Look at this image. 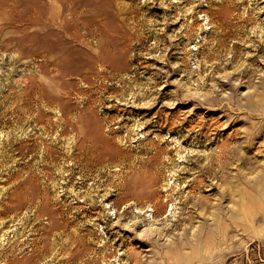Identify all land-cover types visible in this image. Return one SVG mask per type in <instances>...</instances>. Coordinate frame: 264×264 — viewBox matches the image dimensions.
Wrapping results in <instances>:
<instances>
[{
  "label": "rangeland",
  "instance_id": "374dc122",
  "mask_svg": "<svg viewBox=\"0 0 264 264\" xmlns=\"http://www.w3.org/2000/svg\"><path fill=\"white\" fill-rule=\"evenodd\" d=\"M0 264H264V0H0Z\"/></svg>",
  "mask_w": 264,
  "mask_h": 264
},
{
  "label": "bare ground",
  "instance_id": "6f19581e",
  "mask_svg": "<svg viewBox=\"0 0 264 264\" xmlns=\"http://www.w3.org/2000/svg\"><path fill=\"white\" fill-rule=\"evenodd\" d=\"M86 19V20H85ZM84 20H83V24H84V28H86V29H88V28H90V26L92 25V21L91 20H87L88 18H85ZM74 24V25H73ZM71 26L73 27V37H75L77 40L80 38V37H82V35H81V33L79 32V29H78V27H77V23H73ZM89 30V29H88ZM83 37H84V35H83ZM85 38H86V36H85ZM34 41H35V39L36 40H41L42 42H43V38L40 36V35H36L35 36V38H32ZM105 39V38H104ZM107 41V40H106ZM80 47L82 48V55L80 54V56H78V57H76V59H75V57L74 58H71V59H73V61H77L76 63L79 65V68H81L80 66H82V65H84V64H86L87 66L88 65H91L92 66V64H93V62H94V60H95V58H96V56L94 55V50H92V48L90 49L89 48V42L87 41V39L85 40V39H82V40H80ZM104 44H105V40H103V42H102V47H103V53H101V55L99 56L100 58L99 59H101V60H103V61H107V62H110L111 63V61H113L114 62V60L116 59V56L118 55V54H116V56H114V55H111V54H109L110 52H107L104 48ZM49 48H51V49H54V48H57V49H60V50H65V48H69V46L67 45V42H66V40L65 39H62V38H60V39H57L56 41H54V42H51L50 44H49ZM70 51V50H69ZM73 51V50H72ZM93 51V52H92ZM77 52V51H76ZM78 53V52H77ZM112 53V52H111ZM118 53V52H117ZM120 53V52H119ZM73 54V53H72ZM75 55V54H74ZM99 55V54H98ZM72 56V55H71ZM69 57H70V54H69ZM68 57V54H67V56L65 57V59H66V61L68 60L69 61V58ZM118 57H119V55H118ZM62 61V59H57L56 60V62H58V63H60ZM67 61V63L69 64V62H70V64H71V61H69L68 62ZM121 61V60H120ZM63 62V61H62ZM117 63H118V61H116ZM57 63V64H58ZM65 63V62H64ZM63 63V64H64ZM61 64V63H60ZM59 64V65H60ZM112 64H114L115 66L117 65V64H115V63H112ZM119 64V63H118ZM65 65H66V63H65ZM64 65V66H65ZM62 67V66H61ZM69 66H65V71H68L69 70V68H68ZM89 67V66H88ZM121 67V66H120ZM64 68V67H63ZM79 68H77L78 69V71H79ZM87 68V67H86ZM118 68V67H117ZM62 69V68H61ZM64 70V69H63ZM74 71H75V68L73 69ZM81 70V69H80ZM70 71V70H69ZM100 137V136H99ZM97 138V137H96ZM103 138V137H102ZM104 139V138H103ZM103 139H101V140H103ZM106 140V139H105ZM103 142V141H102ZM107 142V141H106ZM96 144V143H95ZM97 145V144H96ZM108 146V145H107ZM109 147V146H108ZM93 148V147H92ZM94 150V149H93ZM92 150V151H93ZM98 150V149H97ZM107 150V149H106ZM110 150L111 149H108L107 151H108V153L110 152ZM116 150V149H115ZM96 151V150H95ZM99 151H101L100 149H99ZM99 151H96V152H99ZM107 151H106V153H107ZM103 152H105V151H103ZM93 153V152H92ZM95 153V152H94ZM102 153V152H101ZM105 153V154H106ZM118 153V152H117ZM114 154V153H113ZM98 155H100V153L98 154ZM103 155V154H102ZM130 155V154H129ZM93 156V155H92ZM103 156H105V155H103ZM94 157H96V156H94ZM98 157V156H97ZM113 157V156H112ZM115 157H116V155H115ZM129 157H131V156H129ZM223 157V156H222ZM144 164V163H143ZM131 166V165H130ZM133 167V166H132ZM131 167V168H132ZM142 167V166H141ZM128 169V168H127ZM131 170H133V169H131ZM134 171V170H133ZM146 170H144V172H145ZM131 172V171H130ZM139 172V171H138ZM142 172H143V170H142ZM129 173V172H128ZM127 173V174H128ZM132 173V172H131ZM136 173H137V171H136ZM140 175V174H139ZM150 175V174H149ZM125 176V175H124ZM144 176L146 177V175L144 174ZM148 177V176H147ZM146 177V178H147ZM152 177V176H151ZM154 177V176H153ZM126 178V177H125ZM146 178H144L145 180H147ZM131 179V178H130ZM126 180V179H125ZM139 180H137L136 182H138ZM126 182H128V181H126ZM142 182H144V181H142ZM141 182V183H142ZM143 184H145V183H143ZM124 185H126V183L124 184ZM143 186V185H142ZM126 187V186H125ZM130 189V188H129ZM156 192V191H155ZM157 193V192H156ZM152 194V193H151ZM158 196V195H157ZM148 197V196H147ZM149 198V197H148ZM155 199H156V201H157V203L160 201L159 200V197H156L155 196ZM155 202V201H154ZM156 204V203H155ZM203 233V232H202ZM201 233V234H202ZM199 234V233H198ZM196 235V234H195ZM196 239V238H195ZM199 239V238H198ZM81 240V239H80ZM192 242V238H190L189 236H187L186 234H184V237L183 238H181V239H179L178 241H175V242H173V243H179V244H181V245H184V244H190ZM155 244V243H154ZM78 245V244H77ZM79 246V245H78ZM169 247L171 248L172 247V244H170L169 245ZM175 248V247H174ZM73 250H74V248H72ZM76 249V248H75ZM72 250V251H73ZM77 251V250H76ZM76 251H75V253H76ZM71 252V251H70ZM69 252V253H70ZM72 254H73V252H72ZM135 256V255H134ZM108 257V256H107ZM136 258V257H135ZM138 260V259H137Z\"/></svg>",
  "mask_w": 264,
  "mask_h": 264
}]
</instances>
